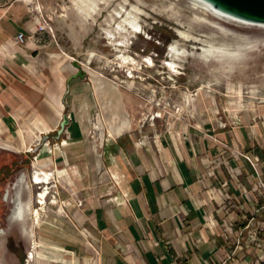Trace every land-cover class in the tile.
<instances>
[{
    "label": "crops",
    "instance_id": "1",
    "mask_svg": "<svg viewBox=\"0 0 264 264\" xmlns=\"http://www.w3.org/2000/svg\"><path fill=\"white\" fill-rule=\"evenodd\" d=\"M31 11L0 10V148L48 146L40 162L57 176L27 217L41 254L29 264H264V102L225 112L202 95L191 118L141 128L143 100L77 75L37 41Z\"/></svg>",
    "mask_w": 264,
    "mask_h": 264
},
{
    "label": "rangeland",
    "instance_id": "2",
    "mask_svg": "<svg viewBox=\"0 0 264 264\" xmlns=\"http://www.w3.org/2000/svg\"><path fill=\"white\" fill-rule=\"evenodd\" d=\"M25 1L0 0V10L11 2ZM97 1L92 16L79 20L70 0H31L28 20L34 25L32 34L39 43L60 46L82 75H89L98 84L106 82L126 89L143 100L141 128L160 131L171 118H191L195 99L202 95L213 105L222 104L218 111L225 112H237L238 105L264 102V26L203 16L184 0H110L106 6L104 0ZM121 4L127 11L133 10L141 26L129 41L113 30L116 21H110ZM202 17L217 22L222 30L193 21ZM172 42L178 43L184 53L170 56L167 48ZM217 47L230 53L206 51ZM94 128L97 139L98 125ZM5 138L7 135L2 134L0 142ZM23 154L0 148V164L17 162ZM31 154L30 164L36 156L35 152ZM30 164L24 170L29 182ZM22 172L16 166L7 184ZM51 173L49 200L56 192L51 186L57 176ZM4 183H0V264H29L28 255L37 256V252L29 246L22 227L9 221L12 204L2 200ZM38 191L34 185L30 193L26 192L33 198V208L41 207L34 199ZM27 217L35 220L32 213Z\"/></svg>",
    "mask_w": 264,
    "mask_h": 264
},
{
    "label": "bare ground",
    "instance_id": "3",
    "mask_svg": "<svg viewBox=\"0 0 264 264\" xmlns=\"http://www.w3.org/2000/svg\"><path fill=\"white\" fill-rule=\"evenodd\" d=\"M110 0H104V6L109 5ZM187 5L195 10L196 12H200L203 16L212 17L216 20L225 21V22H237L242 24H247L246 22H242L240 20H236L231 18L225 14L220 13L215 10L211 5L204 2L203 0H184ZM26 2L31 3V0H26ZM73 4L74 15L79 20H86L91 17L94 13L95 6L97 5V0H70ZM119 18V19H117ZM116 21V26L113 28L114 31H117L118 35L124 39V41H129L130 38H134L141 28L139 24L138 17L133 10H126L124 4H121L120 8L116 11V13L112 14L110 17V21ZM118 20V21H117ZM194 22L204 23L214 28H219L222 30V27L218 25L217 22L208 20L205 17L193 19ZM37 23H40V20L37 19ZM110 31V30H109ZM109 32V33H113ZM209 53H230L228 50L223 48H212L206 49ZM167 52L170 56L178 57L180 54H183L184 51L178 47V43L172 42L169 44L167 48ZM3 134V128L0 125V136ZM0 147L8 148V144H4L0 142ZM48 150V146H45L42 153H45ZM41 154H37L35 159L33 160V168L30 173V182L27 180L26 174H20L16 179L15 183V191L12 197L13 208L9 215V221H17L22 225L23 233H28V224L26 222V217L29 213L35 216L37 220L40 207L33 208L32 202L33 198L31 195L29 196L27 193L31 192L33 186L39 187V191L35 192L34 199L37 205L43 206L46 202L47 196L49 194V183L52 178V173L50 170H44L43 163L40 162ZM27 192V193H26ZM26 195L24 196V194ZM9 194L6 195L8 197ZM54 200V198H53ZM38 256H41L40 253H37ZM28 257H33V254L28 255Z\"/></svg>",
    "mask_w": 264,
    "mask_h": 264
},
{
    "label": "water",
    "instance_id": "4",
    "mask_svg": "<svg viewBox=\"0 0 264 264\" xmlns=\"http://www.w3.org/2000/svg\"><path fill=\"white\" fill-rule=\"evenodd\" d=\"M211 5L215 10L225 14L236 20L254 25L264 26V0H203ZM77 75L82 76V72L78 71ZM67 115H63L60 123L58 135L63 132L64 126L67 124ZM46 136L38 145L44 146ZM59 136H57V139ZM39 146H35L33 152L37 151ZM33 166V165H32Z\"/></svg>",
    "mask_w": 264,
    "mask_h": 264
},
{
    "label": "flooded vegetation",
    "instance_id": "5",
    "mask_svg": "<svg viewBox=\"0 0 264 264\" xmlns=\"http://www.w3.org/2000/svg\"><path fill=\"white\" fill-rule=\"evenodd\" d=\"M29 164H30V157L29 156H23L17 162H16V160L15 161H11L10 164L9 163H2V164H0V183H4L5 182L4 183L5 185L3 187L5 189V192L2 195V200L4 202L10 201V203L12 204L11 207H10V213H11V210L13 208L12 197H13V194H14V192L10 193V190L12 189V190L15 191L16 179L19 176L15 179V181H13L11 183H8L7 184V181L10 180V178H12V175L16 171V166H18L20 168V170L23 171L22 173L25 174L24 173V170L26 169V166L29 165ZM22 173H20V174H22ZM8 182H10V181H8ZM7 194H9L8 197H6ZM10 223H15V221L10 222ZM17 224L20 227H22L20 223H17Z\"/></svg>",
    "mask_w": 264,
    "mask_h": 264
},
{
    "label": "built area",
    "instance_id": "6",
    "mask_svg": "<svg viewBox=\"0 0 264 264\" xmlns=\"http://www.w3.org/2000/svg\"><path fill=\"white\" fill-rule=\"evenodd\" d=\"M23 39H24V35H23V33H19V34L17 35V37H16L17 42H22ZM54 145H55V143H54ZM29 255H31V253H30Z\"/></svg>",
    "mask_w": 264,
    "mask_h": 264
}]
</instances>
